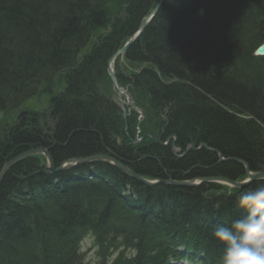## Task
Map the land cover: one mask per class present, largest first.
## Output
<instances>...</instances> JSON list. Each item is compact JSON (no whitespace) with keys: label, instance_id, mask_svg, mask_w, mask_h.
Listing matches in <instances>:
<instances>
[{"label":"trees","instance_id":"1","mask_svg":"<svg viewBox=\"0 0 264 264\" xmlns=\"http://www.w3.org/2000/svg\"><path fill=\"white\" fill-rule=\"evenodd\" d=\"M158 2L0 0V111L25 108L20 125L0 140V170L15 155L42 146L51 148L57 166L68 158L118 149L126 163L149 179H180L179 169L183 174L195 169V177L245 178L242 167L220 162L218 154L205 149L182 159L170 148H159L163 154L146 150L139 155L159 157L163 168L152 159L136 166L138 155L123 153L109 128L98 121L115 110L106 104L113 102L109 59ZM125 4L129 7L121 18ZM262 44L264 0H166L127 51L126 65L118 59L115 68L119 83L134 85L130 90L138 106L162 122L166 137H178L181 150L203 142L225 159H245L261 171L264 58L256 50ZM38 94L50 98L51 124L32 104ZM164 103L179 107L176 123L180 129L185 124L191 135L177 132L176 114L164 112ZM85 110L89 118L83 117ZM132 117L130 124L137 121L136 113ZM118 123L125 127L121 111ZM43 162L42 156L25 159L0 186V264H85L81 249L86 238L100 264H171L183 259L221 264L223 249L212 232L242 214L234 206L242 191L214 196L224 207L218 212L219 206L205 196L218 186L148 187L104 162L52 177L33 179L20 173ZM103 179L109 180L104 187ZM28 195L37 199L28 200Z\"/></svg>","mask_w":264,"mask_h":264},{"label":"bare ground","instance_id":"2","mask_svg":"<svg viewBox=\"0 0 264 264\" xmlns=\"http://www.w3.org/2000/svg\"><path fill=\"white\" fill-rule=\"evenodd\" d=\"M159 2H160V0H159ZM158 2V3H159ZM157 3V4H158ZM200 10H204L203 8H201ZM204 14H205V11H204ZM204 16V15H203ZM203 16H201L200 15V13H199V17H203ZM77 78H79V76H77ZM139 84V83H138ZM75 93V92H74ZM74 95V94H73ZM92 97V99L94 98L93 96H91ZM95 97H96V95H95ZM106 104H108L110 107H112V108H115V110H114V112H110L109 114H103V115H100L99 117H98V121L100 122V121H102V122H104L105 123V126L107 127V128H109L108 129V131H109V133H112L113 135H114V140L115 141H117V140H124V142H125V144L121 147V151L123 152V153H129V155L131 156V157H136L137 155H138V159H137V165L136 166H138L140 163H142L143 161H145V160H147V161H150V159H152V160H155L156 162H158L159 163V165H161V167L163 168V162H162V160H160V158L159 157H157V156H155V155H152V154H149V153H146V154H142V155H139V154H141V153H144V152H146V150L147 151H149V150H153V149H157L158 151H160V154H163V152H162V150L163 149H167V148H169V147H167V144L166 143H164V142H161L160 141V144H159V142H156V143H147V145L145 146V147H137V146H135V147H133V144H132V137H131V135L130 134H127V132H128V129L126 128V127H123V126H120V124L118 123V121H119V112L121 111L119 108H118V111H116V105L113 103V102H110V101H106ZM162 110L164 111V112H170V113H175L176 114V116H175V118H174V120H173V124H174V128L175 129H178V133L182 136H187V135H191V131H190V129H186V125L184 124V127H183V129H180L179 127H182L181 126V124H177L176 123V120H177V118L179 117V116H181L180 115V111H179V107L178 108H174L173 106H172V103H168V105H166L165 103L163 104V107H162ZM92 114V116L93 117H95L96 116V114H94V113H91ZM177 115H178V117H177ZM88 115H87V111L85 110L84 111V113H83V117H85V118H89V117H87ZM118 119V120H117ZM181 120H179V122H180ZM178 122V123H179ZM150 137L151 138H153V139H157L156 137H153V136H151L150 135ZM175 137L177 138V142H173V144H175L174 145V148L172 149V147H170V150L171 151H173L172 153H173V156L176 158V159H182V158H184V157H186L191 151H199V150H201V149H205V150H207V151H209V152H211V153H216V154H218V152L219 151H217V152H213V150H215L216 151V149L215 148H213V147H211V146H209L208 144H206V143H200V144H198V145H195L194 143H189V144H187V146H186V148L184 149V151L182 150L181 151V147H180V143H178V142H180L179 141V139H178V137L175 135ZM171 140V138L167 141V143L169 142ZM173 141V140H172ZM202 144H204V145H206L207 147L205 148V147H203V148H201V149H199L200 148V146L202 145ZM52 145L54 146V147H56V146H59V147H65V145H60L59 143H52ZM50 147H52V146H50ZM102 148H105L106 147V145L103 143L102 144V146H101ZM190 147H192V148H190ZM159 148H163V149H159ZM34 148H29V149H27V150H24V151H22L21 153H19V154H17V155H15L12 159H10L9 161H7L6 163H5V165L2 167V169L0 170V173H1V171L3 170V168L6 166V164H8L10 161H12L14 158H16L17 156H20V155H22V154H24V153H26V152H29V151H31V150H33ZM49 150H51V148H49ZM187 150H190L189 152H187ZM187 152V153H186ZM219 153H221V152H219ZM50 154H51V151H50ZM107 154H111L115 159H117V161L118 162H120V163H122L123 165H125V166H127L128 167V169L130 170V171H132V172H134V173H137L138 171H137V169L135 168V167H133L134 165H133V163H126V160L125 159H123V158H121V157H119V155H117V154H114V153H112L111 151L110 152H107ZM182 154H185L183 157L181 156ZM222 154V153H221ZM223 155V154H222ZM34 156H38V155H32V156H28V157H26V158H23V159H21L20 161H18L16 164H14L11 168H10V170L7 172V174H6V176H5V178L7 177V175L10 173V171L14 168V167H16L20 162H22V161H24L25 159H28V158H30V157H34ZM51 156H52V154H51ZM165 157V156H164ZM71 159H73V158H68V159H66V160H64V161H62L60 164H58V165H62L63 163H65V162H68V161H70ZM135 162V163H136ZM223 162H227V161H223ZM230 162H232V163H234L236 166H240V167H242V169L245 171V174L247 175V173L248 172H251V173H253V174H255V175H258V174H264V169L263 170H261V171H258V169H257V167H255L253 164H250L248 161H246L245 159H240V158H230ZM42 167H43V165L41 164V165H39L38 167H37V169H36V167H33L32 169L31 168H27V167H24L23 169H22V171L20 172L21 174H23V176H27L28 178H33V179H36L37 177H38V175H40V174H45L44 172H42ZM116 167V169L117 170H120V171H122V172H124L125 173V171H123L121 168H119L118 166H115ZM74 168V167H73ZM73 168H71L70 170H73ZM70 170H68V171H70ZM68 171H64V173H67ZM192 171H193V173H189V172H187L186 174H183V169H179V172H180V174L183 176L182 178H180V179H172V178H169V179H171V181L173 180V181H177V182H189V181H191V180H193V179H196V178H200V179H203V176H199V177H195V176H193V175H196L197 173H194L196 170L195 169H192ZM138 175H140L139 173H137ZM193 176V177H192ZM197 176V175H196ZM4 178V179H5ZM132 178V177H131ZM246 178V177H245ZM133 179V178H132ZM134 180V179H133ZM156 180H165V181H168L167 180V178H156ZM107 181H109V180H105V179H103L102 180V187H104V186H106V183H107ZM65 182L67 183V180H65ZM257 182H264V179H261V180H258V181H256V182H253L250 186H252V185H254L255 183H257ZM36 185H38V186H44V184L42 183V182H39V181H36V183H35ZM2 185V184H1ZM0 185V186H1ZM144 185V184H143ZM177 188H182V187H177ZM65 191H66V188H65ZM210 192V190H207L206 192H205V196L207 197V199L210 201V202H212L213 204H214V206L216 205V206H219V207H216V209H217V211L219 212V211H222L223 212V210L221 209V208H224L222 205H221V203L219 202V201H216V199H215V197H214V195H208V193ZM26 198L28 199V200H33V199H37V198H35V197H33L32 195H28V196H26ZM214 201V202H213ZM234 206H236V209H237V212L239 211V213H237V214H241V216L239 217V219L241 218V217H243L244 215H245V213L242 211V210H240L239 208H238V206H237V202H236V205H234ZM229 210H230V213H233L232 211H233V207L232 208H229ZM235 220H237V218L235 219ZM235 220H233V221H235ZM233 221H231V222H229L227 225H230ZM226 224V223H225ZM210 228H212V229H214V226H213V224L212 223H210ZM182 261H187L186 262V264H194V262H191V261H189L188 259H183ZM171 264H183L180 260H173L172 262H171Z\"/></svg>","mask_w":264,"mask_h":264},{"label":"water","instance_id":"3","mask_svg":"<svg viewBox=\"0 0 264 264\" xmlns=\"http://www.w3.org/2000/svg\"><path fill=\"white\" fill-rule=\"evenodd\" d=\"M165 1L166 0H160V2L156 5V7L144 18V20L139 25L137 31L134 33L133 36H131L129 38L126 45L124 47H122L121 49H119L109 60L108 74H109V77L111 78V80L114 84V87H115L118 95H120L124 98L123 102L120 103V107L124 110V114H126V111L124 109L125 108V99L128 96L123 93V90L117 81V77L115 75V69H114V62L118 57L125 55L126 52L128 51V49L142 36L145 29L149 26V24L158 15V13L161 10V8L163 7ZM128 7H129L128 4L123 5V9L121 12V18L126 17V9ZM199 13L201 16H203L204 10H200ZM257 55L260 57H264V45H262L258 49ZM131 105L135 110L139 111L132 98H131ZM19 111H21V109ZM4 120H5L4 113L0 112V128L2 127ZM203 147L206 148L207 146L202 144L199 149H201ZM190 148H192V147H190ZM189 151L190 150H187V152H189ZM213 152H217V150L216 151L213 150ZM39 154L44 155L47 159V163L43 165L41 170H42V172L47 173V175H49V176L55 175V174L60 173V172L68 171L75 166H79V165H83V164H89V163H93V162H97V161H103V162L110 163L111 165L118 166L123 171H125V173L129 174L134 180H136L137 182H139L141 184L149 186V187H154V186H158V185H169V186L182 187V188H197L200 185L206 184V183H222V182H224V183L229 184V185L236 187V188H243V187L251 185L253 182L264 179V174L255 175L251 172H248L247 173V179L241 183L231 181V180L225 179V178H220V177H207V178H203V179H193L189 182H177V181H173V180L172 181L171 180H168V181L150 180V179H147L141 175H138L137 173L130 171L127 166L118 162L117 159H115L112 155H109V156H107V155H95V156H91V157H87V158H75V159H71L68 162L63 163L59 168H55V163H54V160H53L49 150L45 149L43 147H38V148H34L33 150L20 155V156H17L12 161H10L8 164H6V166L3 168V170L0 173V185L3 183L7 172L10 170V168L14 164H16L18 161H20L23 158H26V157L32 156V155H39ZM218 155H219L220 161H230V159H225L223 157V155L219 152H218ZM210 194L211 195H221L222 191L212 190L208 193V195H210Z\"/></svg>","mask_w":264,"mask_h":264},{"label":"clouds","instance_id":"4","mask_svg":"<svg viewBox=\"0 0 264 264\" xmlns=\"http://www.w3.org/2000/svg\"><path fill=\"white\" fill-rule=\"evenodd\" d=\"M237 206L245 215L212 232L223 249L221 264H264V182L240 192Z\"/></svg>","mask_w":264,"mask_h":264},{"label":"flooded vegetation","instance_id":"5","mask_svg":"<svg viewBox=\"0 0 264 264\" xmlns=\"http://www.w3.org/2000/svg\"><path fill=\"white\" fill-rule=\"evenodd\" d=\"M131 86H134V85L132 84ZM135 98H136V96H135ZM42 101H40V102L45 103L47 107L45 108V110H44L43 114H41V116H43L47 120H49L50 124H51L52 114H51V105L49 103V99L44 98ZM120 110H121V115H122L123 121L125 123V127L128 129L127 134H130L131 137L133 138L132 139L133 140L132 141L133 146L141 147L142 145L146 146L147 143H156V142H159V144H160V141H161V142L166 143L167 147H169V148L172 147V149L174 148L175 144H173V142H177V138L173 134L172 135H168L166 137L165 129L160 124L162 122L158 123V122L152 120L151 117L144 112L143 118L137 116L136 123L132 122L130 124L129 121L131 119H133V117H132L133 112L129 111V115L126 114V117H125L124 114H123L122 109H120ZM16 121L19 122L18 116L16 118ZM19 125H20V123H19ZM150 135H152L153 137H156L157 139L151 138ZM170 138H171V140L167 143V141ZM113 141L114 140L110 141L109 146L113 143ZM115 142H116L117 146L120 147V148L124 145V142L122 140L121 141L117 140ZM111 147L114 148L113 146H111ZM110 151L112 153H114V154L119 155L118 149H114V150H110ZM105 153H107V152L105 151Z\"/></svg>","mask_w":264,"mask_h":264},{"label":"rangeland","instance_id":"6","mask_svg":"<svg viewBox=\"0 0 264 264\" xmlns=\"http://www.w3.org/2000/svg\"><path fill=\"white\" fill-rule=\"evenodd\" d=\"M83 252L85 253V264H100L96 248L92 247V241L88 238L83 242Z\"/></svg>","mask_w":264,"mask_h":264}]
</instances>
